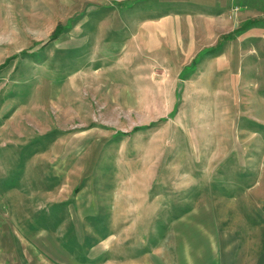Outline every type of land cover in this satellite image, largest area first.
Wrapping results in <instances>:
<instances>
[{
	"label": "rangeland",
	"instance_id": "rangeland-1",
	"mask_svg": "<svg viewBox=\"0 0 264 264\" xmlns=\"http://www.w3.org/2000/svg\"><path fill=\"white\" fill-rule=\"evenodd\" d=\"M94 3L0 0V264H264V37Z\"/></svg>",
	"mask_w": 264,
	"mask_h": 264
},
{
	"label": "crops",
	"instance_id": "crops-1",
	"mask_svg": "<svg viewBox=\"0 0 264 264\" xmlns=\"http://www.w3.org/2000/svg\"><path fill=\"white\" fill-rule=\"evenodd\" d=\"M76 1V0H75ZM80 3L81 0H77ZM104 4V27L134 28L142 37H157L161 28H190V23L201 21L217 24V29L232 27L237 35L229 39L264 37V27L242 24L264 13L256 9L255 0H86ZM84 3V0H82ZM94 8V7H93ZM99 6H96V10ZM92 9V8H91ZM94 10V11H96ZM100 10V8H99ZM98 11V10H97ZM232 23V24H231ZM143 31V32H142ZM136 32V31H135ZM159 37V36H158ZM224 37V36H223ZM221 38V36L219 37ZM224 40V39H223ZM218 45H222L220 42ZM200 52L199 54H201Z\"/></svg>",
	"mask_w": 264,
	"mask_h": 264
},
{
	"label": "trees",
	"instance_id": "trees-1",
	"mask_svg": "<svg viewBox=\"0 0 264 264\" xmlns=\"http://www.w3.org/2000/svg\"><path fill=\"white\" fill-rule=\"evenodd\" d=\"M253 24V21H250V22H248V24L243 28L242 27V29L241 30H243V29H245V28H247L249 25H252Z\"/></svg>",
	"mask_w": 264,
	"mask_h": 264
}]
</instances>
